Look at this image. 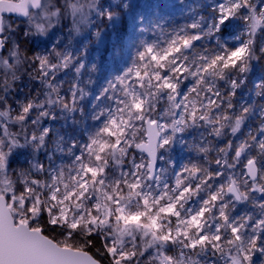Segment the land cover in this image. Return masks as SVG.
I'll return each instance as SVG.
<instances>
[{
  "label": "snow or ice",
  "instance_id": "1",
  "mask_svg": "<svg viewBox=\"0 0 264 264\" xmlns=\"http://www.w3.org/2000/svg\"><path fill=\"white\" fill-rule=\"evenodd\" d=\"M0 264H264V0H0Z\"/></svg>",
  "mask_w": 264,
  "mask_h": 264
}]
</instances>
